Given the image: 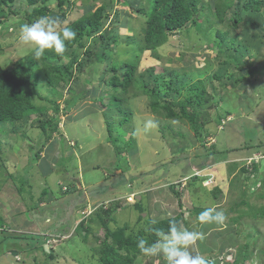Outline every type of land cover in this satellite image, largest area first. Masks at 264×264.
Instances as JSON below:
<instances>
[{
	"label": "rangeland",
	"instance_id": "374dc122",
	"mask_svg": "<svg viewBox=\"0 0 264 264\" xmlns=\"http://www.w3.org/2000/svg\"><path fill=\"white\" fill-rule=\"evenodd\" d=\"M218 1L221 0H201L199 6L204 5V8H200V14L197 15L201 25H205L206 14L211 19L214 18L210 8ZM71 2L72 7L66 11L65 23L79 16L84 9L106 4V11L110 16L104 21L103 29L106 27L114 29L117 34L116 42L110 45L109 50L116 59H126L134 55L136 44L141 41L140 34L145 18L134 13L127 4L138 7L139 2L135 4V0H71ZM15 4H20L25 9L32 8L23 0H15ZM47 6L55 9L56 1L49 0ZM18 20L19 17L12 16L3 24L4 28H0V68L11 60L29 62L30 57L35 60L30 51L31 46L19 42ZM215 25L226 29L222 23ZM10 28L14 31H9ZM214 39V34L204 35L201 27L197 25L179 29L157 50L142 52L138 58V70L154 66L156 71L166 68L168 72L191 73L203 78L207 94L213 96L211 102L217 101V110L228 113L220 127L215 120L216 108L206 107L204 119L209 118L207 127L211 133L204 138L203 143L208 150H211L215 143L213 149L224 156L220 155L217 158L215 155L193 156L197 152H202L204 147L189 126L179 121L170 123V126H176L175 132H181L182 136L175 134L176 136L172 137L167 131H161L160 125L165 124L167 120L158 119L148 109L147 100L143 95L130 99L134 111L131 127L126 130L121 140L115 141L117 146L122 147L132 131L135 150L126 148L121 150L119 155L115 153V147L108 138L103 118V112L107 110L103 105L108 104V93H101L102 107L99 102L94 104L89 92L85 97L76 100L68 112H61L59 115L61 134L54 133L53 137L45 142V150L41 152L42 157L46 155L48 147H52L51 154L46 155L50 165L46 174H42L38 169L41 168L39 163L41 158L34 162L36 167L38 164L37 173L33 174L37 169L32 166L23 169L33 164L29 159L27 144L30 143V138L36 140L39 133V128L30 124L34 115L23 127L18 128L17 132L12 131L10 124L5 125L3 131L4 129L8 131H4L5 137H0L1 144L6 148V151H0V215L6 222L5 229L8 232L33 234H44L46 230L50 232L73 230L75 235L71 238L70 234L62 235L47 241L46 244L50 243L53 246L55 258L52 260H46L39 247H31L34 241L32 243L30 237L16 238L13 241L8 238L0 242V250L1 247L12 248L27 254L25 257H17L7 249L6 252L0 253V264H15V259H25L24 264H97V258L92 254L90 245L94 242V235L97 238L102 237L103 229L98 228V224H93L89 231V241H83L82 236L74 233L78 221L84 219L94 209L99 208L100 211L110 208V215L104 216L110 231L117 230L126 225L125 223L135 231L145 229L149 221H157L181 211L175 192L182 193L180 198V203L184 205L182 209L215 207L217 210H224L227 215L226 226L219 228L215 224H201L196 212L189 214L187 210L183 211L185 224L181 228L204 233V239L196 241L190 250L214 260L215 264H234L233 260L237 256L244 255L239 247L243 249L242 245L248 241L247 257L241 264H264V215L261 216L264 195L259 196V191L264 193V186L262 187L264 160H260L256 176L247 180L244 174L238 173L237 166L233 164H231L233 170L227 171V163L221 160L228 155L236 159L239 156L247 158V155L257 151L264 154V72L258 71L253 75L247 72V68L253 65L258 70L260 68L256 61L259 58L253 61L247 53H243L242 57L244 65H247L244 71H239L232 63L225 70L220 69L218 60H221L222 56L217 52ZM83 58L81 50L78 60ZM262 58L264 62V57ZM66 60L68 59H64V62ZM105 65L106 62H98L94 71L84 63L80 67V72L75 69L77 79L74 78L64 87L62 96L58 99L60 108L63 107L66 98L71 96L73 88L77 94L91 88L97 89L100 82L99 73ZM213 72H219L221 77L212 76ZM170 77V73L165 75V79ZM84 78H90L91 81L84 85ZM238 78L240 79L236 82ZM41 85L40 91L43 93ZM168 99L172 100V95ZM69 146L72 147V152ZM178 146L185 148L178 151ZM59 153L63 156L59 157ZM179 153L188 157L179 159L163 171L160 165L172 157L175 158ZM2 164H6L8 171L16 174L19 182H22V188L27 191L24 197L16 192L15 183L4 177L6 173L2 169ZM202 164L204 167H200ZM183 168L186 178L181 177ZM226 175L229 177L226 178ZM230 176L232 178L229 182ZM25 181L28 184H23ZM170 183H176L173 188L175 192L170 189ZM44 188L47 193L40 197V207L35 208L34 201L39 198ZM138 188L143 189L141 199L137 198ZM215 188L220 190L216 198L213 196ZM69 189L71 191L67 193ZM241 189L245 191L249 203L243 209L240 208L245 215L238 217L236 213H231L228 207L239 199ZM129 191L136 192L134 204L138 206L137 209L134 204H127L119 197ZM30 193L33 198L29 199ZM86 195L94 201L88 198L82 200ZM111 195H116L115 200H104ZM29 207L31 209H28ZM231 215L238 220L230 222ZM245 234L248 235L247 239ZM133 264L166 262L161 257H148L139 252L136 253Z\"/></svg>",
	"mask_w": 264,
	"mask_h": 264
},
{
	"label": "trees",
	"instance_id": "16d2710c",
	"mask_svg": "<svg viewBox=\"0 0 264 264\" xmlns=\"http://www.w3.org/2000/svg\"><path fill=\"white\" fill-rule=\"evenodd\" d=\"M23 1L26 5L32 6V8H22L20 4H15V0H0V28H4L3 24L12 16L19 17L18 27L22 24L33 22L38 16H58L64 21L67 14L66 11L72 7L71 0H55V9L47 6L49 0ZM137 2L140 3L138 7H135V5L133 7V4H127V6L134 13L142 15L145 20L140 34L141 41L136 44V52L129 58L116 59V56L109 50L110 45L116 42L117 34L114 29H108L107 27L103 29L104 21L109 18L110 14L106 11V4L102 3L92 9H84L79 16L67 23L76 31L77 35L75 40L66 42L64 54L57 55L51 50H46L44 56L38 60H34L31 57L29 62L20 59L11 60L6 66L0 68V137H5L4 131H8L5 129L3 131L6 124H10L12 131L17 132L18 128L23 127L32 115H34V119L31 120L30 124L39 128L36 140L30 138L31 141L27 144L29 159L33 164L25 166L24 170L29 166L37 169L38 164L36 167L34 162L41 158L39 160L41 168L38 169L42 174H46L49 171L50 165L46 160V155L49 156L51 154L52 147H48L46 155L41 157V152L45 150V142L51 139L54 133L61 134L59 127L60 113L68 112L76 100L85 97L89 92L94 104L96 105L99 102L100 107L103 105L101 93H108V104L107 106L103 105V107L107 108L103 112V118L108 138L113 143L116 150L115 153L118 155L121 150L126 148L131 151L135 150V138L133 133L131 134L132 131L122 147L117 146L115 141L121 140L126 130L130 129L134 112L130 99H135L140 97V95L145 97L148 109L158 119L167 120L165 124L160 125L161 131H167L172 137L176 135L182 136L181 132H175L176 126H170V123L179 121V123L189 126L194 136L199 139L204 147L202 152H197L193 156L208 157L210 154L219 152L214 150L213 146H210L211 150H208V147H205L203 143L204 138L211 133L207 127L210 120L209 118L204 119L206 107L212 106L216 108L214 110L217 112L215 114L217 125L224 123L223 120L228 113H221L217 110V101L211 102L210 99H213V96L207 94L204 79L191 73L183 72L178 74L174 71L168 72L166 68L156 71L154 66L138 70V58L144 51L157 50L160 45L168 40L172 33L179 29H188L190 26L197 25L201 27L204 35L206 33L214 34L217 52L222 56V59L218 60L220 69L224 68L225 70L232 63L239 71H244L247 65H244L242 57L243 53H247L250 58H253V61L258 57L259 59L256 61H258L257 64L260 66L259 70L255 65L250 66L247 68V72L251 75L258 71L264 72V62L262 61V56L264 57V0H221L213 4L212 8L208 5V9L210 8L214 13V18L211 19L206 14L204 16L205 25H201L200 18L197 16L200 14L199 9L204 8V5L199 6L201 0H135L134 4ZM113 19L115 20L116 17ZM215 23H222L226 29L217 27ZM81 50H83L84 58L79 61ZM64 59L68 60L64 62ZM98 62H106V65L99 73L100 82L98 88H91V90H86L85 92L81 90L82 92L78 94L74 93L73 88L71 96L66 98L63 107L60 108L58 99L61 98L64 87L74 78L77 79L74 70L76 69V71L80 72V67L85 63L95 71ZM169 73L171 77L165 79V75ZM212 76L220 78L221 74L213 72ZM90 81V78H84V85H87ZM40 85L44 89L43 93L40 91ZM100 85L102 86L100 87ZM99 87L100 90H98ZM171 95L172 100L168 99ZM179 96L182 97L180 98ZM113 133H115V136H113ZM183 148L185 147L178 146L177 150L179 151ZM69 149L72 152L71 146H69ZM1 150L4 152L6 148L0 142ZM61 156L59 153V157ZM187 157V155L179 153L178 156L172 157L171 160L164 162L160 166L163 167V171H166L172 163ZM259 163L260 160L258 162L252 161V165H249L250 169L242 165L238 173L244 174L246 180L255 177ZM202 166L203 164L200 167ZM2 169L6 173L4 177L11 179L15 183L16 192L24 197V193L27 191L22 188V182H19L17 175L10 173L6 168V164H2ZM38 169L33 174L37 173ZM181 172H184V168ZM185 175L183 173L181 177ZM25 182L23 184H28V182ZM170 185V189L175 192L173 189L175 184L171 183ZM263 186L264 178L262 179ZM142 190L141 188L139 189V191ZM214 190L216 193L213 192V196L216 198L220 190L218 188ZM70 191L69 189L67 193ZM259 192V196L264 195L261 191ZM46 193L47 190L44 188L39 198L34 201L35 208L40 207V197H43ZM175 195L179 205L183 206L180 203L181 195L179 192H175ZM29 196V199L33 198L31 193ZM245 196V191L241 189L239 199L228 207V210L231 213H236L238 217L245 215L240 210V208L243 209L249 203ZM82 200H84L83 197ZM77 202H75V205ZM137 208L138 206L135 205V209ZM194 208L191 210L186 208V210L189 214L196 212L198 216L199 213L206 209L204 207ZM28 209L31 208L29 207ZM254 214L256 213H252V215ZM261 214V216L264 215V209ZM105 215H110V208L101 209L100 211L99 209L93 210L84 219L78 221L74 227V233L76 232L82 236L83 241H89V231L93 224H98V228L103 229L102 237L97 238L94 235V242L90 245L92 254L97 258V264H133L136 253L140 252L137 247L140 238L155 241L158 239L155 230L167 231L169 220H175L180 227L185 224L184 214L181 211L176 215L159 219L155 224L149 221L145 229H137L135 231L129 228L130 225L125 223L126 225L117 228V230L110 231L106 226ZM237 220L238 218L233 215L229 217V221L232 223ZM5 227L6 222L0 215L1 243L8 238L13 241L16 238L29 239L28 237H30L32 243L34 241L31 247H39L46 260L55 258L53 246L50 243H48L47 250L44 248V244L49 239L68 234H70V237L75 235L73 230L62 232L46 230L44 234H33L8 232ZM241 234L244 236L243 233ZM245 237L247 239L248 235L245 234ZM248 246V241H245L242 245L243 249L239 247V250H243L244 255L242 257L237 256L233 260L234 264H241L247 257ZM1 248L0 253H4L8 249L7 251H10L13 255L16 254L17 257H25L24 255L27 254L12 248ZM14 262L15 264H24L26 260L15 259Z\"/></svg>",
	"mask_w": 264,
	"mask_h": 264
},
{
	"label": "clouds",
	"instance_id": "9594fccd",
	"mask_svg": "<svg viewBox=\"0 0 264 264\" xmlns=\"http://www.w3.org/2000/svg\"><path fill=\"white\" fill-rule=\"evenodd\" d=\"M9 31H14V29L10 28ZM17 35L19 42L31 46L30 51L33 57L38 60L44 56L46 50H51L57 55L64 54L66 51V42L75 40L77 33L58 16H41L31 23L22 24ZM214 145L215 143H213V146ZM210 155H215L217 158L223 154L214 153ZM247 156L251 157L252 161L264 160V154L258 151L252 152ZM221 160L227 163V171L233 170L231 164L237 166V170H239L242 165H245L249 169V165H252L246 163L245 158L242 156L234 159L228 155V157ZM227 177L229 176L226 175V178ZM182 178H186V176ZM231 178L232 176H230L229 182ZM172 184H175L174 187L176 186V183ZM63 188L65 189L64 186ZM134 194H136V192L129 194L124 199L121 198V200L126 203L134 204ZM137 194H139L137 198L141 199L142 191H139ZM180 195L182 196V193ZM110 200L113 201L115 198H110ZM180 208L181 211H186V207L182 209V206H180ZM169 215L171 214L169 213ZM197 219L201 224H215L219 228H223L226 226L227 215L224 210H217V208L211 207L199 213ZM152 223L155 224L157 221L153 220ZM155 234L158 237L155 241H149L147 238H140L138 240L137 247L144 256L161 257L166 264H215L214 260L207 259L203 255L190 250L193 245L196 244V241L204 239V233L189 231L187 228H181L175 220H169L168 230L156 229ZM46 245L48 246V244Z\"/></svg>",
	"mask_w": 264,
	"mask_h": 264
},
{
	"label": "crops",
	"instance_id": "0c3cea01",
	"mask_svg": "<svg viewBox=\"0 0 264 264\" xmlns=\"http://www.w3.org/2000/svg\"><path fill=\"white\" fill-rule=\"evenodd\" d=\"M133 193H134V191H129L126 195H122V196H119V197L122 198V199H124L126 196H128L129 194H133ZM115 196L114 195L107 196V197L104 198V200H109L110 198H113V197L115 198ZM100 197L102 198L104 196H100ZM87 198L90 199V196L89 195H86L84 197V199H87ZM90 200H92V199H90ZM93 201H94V199H93Z\"/></svg>",
	"mask_w": 264,
	"mask_h": 264
},
{
	"label": "bare ground",
	"instance_id": "6f19581e",
	"mask_svg": "<svg viewBox=\"0 0 264 264\" xmlns=\"http://www.w3.org/2000/svg\"><path fill=\"white\" fill-rule=\"evenodd\" d=\"M245 158V162L246 163H248V164H251V162H252V159H251V157H249V156H247V158L246 157H244ZM255 162H258V161H255ZM176 215V214H175Z\"/></svg>",
	"mask_w": 264,
	"mask_h": 264
},
{
	"label": "water",
	"instance_id": "95a60500",
	"mask_svg": "<svg viewBox=\"0 0 264 264\" xmlns=\"http://www.w3.org/2000/svg\"><path fill=\"white\" fill-rule=\"evenodd\" d=\"M44 248L47 249V245L46 244L44 245Z\"/></svg>",
	"mask_w": 264,
	"mask_h": 264
}]
</instances>
